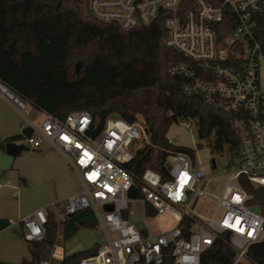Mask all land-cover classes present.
<instances>
[{"label": "built area", "instance_id": "built-area-1", "mask_svg": "<svg viewBox=\"0 0 264 264\" xmlns=\"http://www.w3.org/2000/svg\"><path fill=\"white\" fill-rule=\"evenodd\" d=\"M85 1L90 16L122 30L161 19L166 30L164 45L188 60L169 65L168 74L185 79V95L200 96L210 108L231 116L238 155L231 163L225 159L220 167L211 159V168L205 171L195 161L196 145L193 157L179 151L167 153L164 174L147 169L136 178L128 165L141 146H152L141 120L128 123L109 115L98 129L92 114L85 110L60 120L34 108L0 80V98L20 114L22 130H32L28 137L20 132L21 143L31 149L48 145L66 159L81 180L78 193L20 220L22 240L41 242L50 215L58 231L66 217L92 211L94 228L101 232L98 249L71 264H163L166 258L174 264H200L201 253L216 240L235 252L232 264L243 262L248 248L264 241L260 208L259 212L253 210L257 205L248 203L250 196L240 182L264 188V46L255 38L257 14L264 11V0ZM173 125L196 129L192 120L179 119ZM199 142L206 146L205 141ZM214 178L223 180L222 190L208 198L206 188ZM132 187L135 196L129 198ZM202 198L212 200L222 215H194ZM134 204L141 206L144 228L130 220L135 215ZM105 206H111L112 211H106ZM162 214L170 215L175 227L151 233L145 218ZM184 219L190 221L187 232ZM38 264L52 261L47 258Z\"/></svg>", "mask_w": 264, "mask_h": 264}, {"label": "trees", "instance_id": "trees-1", "mask_svg": "<svg viewBox=\"0 0 264 264\" xmlns=\"http://www.w3.org/2000/svg\"><path fill=\"white\" fill-rule=\"evenodd\" d=\"M44 1L0 0V80L14 94L60 120L75 111H88L98 129L109 115L128 123L141 120L152 146H141L128 165L136 178L147 169L164 174L169 152L194 156L193 149L167 142L169 128L179 119L194 121L196 137L205 141L211 155H226L229 163L237 158L231 116L210 108L200 96L185 95V79L168 74L169 65L188 60L164 45L166 30L161 19L122 30L90 16L85 0H56V7ZM255 38L264 46V11L257 14ZM77 62L81 68L76 74ZM20 138L0 140V150ZM240 182L250 196L248 203L259 206L264 218V188ZM182 223L187 232L190 221ZM79 227L94 225L83 222ZM56 234V222L50 215L45 238L26 242L31 260L20 264L47 259ZM98 246L66 256L59 264L93 255ZM234 258L235 252L216 240L201 253L200 264H232ZM245 260L264 264V241L251 245ZM163 264L174 263L166 258Z\"/></svg>", "mask_w": 264, "mask_h": 264}, {"label": "crops", "instance_id": "crops-1", "mask_svg": "<svg viewBox=\"0 0 264 264\" xmlns=\"http://www.w3.org/2000/svg\"><path fill=\"white\" fill-rule=\"evenodd\" d=\"M21 131L20 114L0 98V140L18 136ZM21 140L20 138L15 142L21 143ZM32 151L37 153V158L31 163L21 156L23 152L18 156H9L5 149L0 150V264H20L22 260H31L27 244L22 240L23 226L20 220L23 217L76 194L81 189L79 173L59 152L46 144ZM83 222L95 224L89 220ZM67 223L65 219L57 231L48 256L51 261L56 257V244L61 232L64 239L75 234L71 241L60 249L61 259L89 250L100 242L93 235L84 232L86 229L95 228L76 227L73 232L65 233Z\"/></svg>", "mask_w": 264, "mask_h": 264}, {"label": "rangeland", "instance_id": "rangeland-1", "mask_svg": "<svg viewBox=\"0 0 264 264\" xmlns=\"http://www.w3.org/2000/svg\"><path fill=\"white\" fill-rule=\"evenodd\" d=\"M76 64L75 63L74 67ZM81 66V64H80ZM81 68V67H80ZM261 88L264 90V73L261 74ZM31 116H34L33 110L31 111ZM167 138H171L173 143L180 146H185L191 149H196V145L199 143L202 145V147L197 150L195 155V161L197 164H201L202 167L205 169V171L210 170L211 168V159H214L215 164L220 167L225 165V159H227V156L218 157L213 156L210 154L209 149L204 145L203 142H199V140L196 137L195 130L187 129L185 126L182 125H172L168 132H167ZM27 155V156H26ZM21 156L26 157V159L29 162H34L37 158V153L33 152L31 148H28V151H25L21 154ZM20 157V156H19ZM222 183L223 180L220 178H214L209 181V184L206 188L207 197L210 198L212 195H219L220 191L222 190ZM58 209L60 210L59 206ZM132 209L135 211V215L130 218L131 222L134 223L138 228H144L143 223V217L141 215V206L139 204H134L132 206ZM194 215L200 217V218H209L215 213V217L219 218L223 211L221 209H216V205L212 200L210 199H199L193 209ZM67 219V226H66V232H73L76 227L78 228L79 223L89 220L92 222H95V217L92 211L87 212H80L75 215H72L70 217H66ZM145 221L149 227V230L151 233H159V232H166L173 227H175L176 222L174 219L168 215V214H162L155 217H146ZM79 231H83L82 229H79ZM85 233L93 235L94 238L99 240V236H101V232L95 229H86L84 230ZM75 235V234H74ZM73 235V236H74ZM73 236H68L64 239L63 233H60V239L56 244V257L53 258L52 264H59L62 260L60 258L62 246L67 244L71 241ZM113 237L115 235H112ZM244 264H252L246 260H243Z\"/></svg>", "mask_w": 264, "mask_h": 264}, {"label": "water", "instance_id": "water-1", "mask_svg": "<svg viewBox=\"0 0 264 264\" xmlns=\"http://www.w3.org/2000/svg\"><path fill=\"white\" fill-rule=\"evenodd\" d=\"M44 4L56 7L58 2L56 0H45L43 2ZM80 70V64H76L75 65V73L77 74ZM32 130L30 127H26L22 130L21 134L24 137H28L31 134ZM28 151V147L22 143H16V142H8L5 144V152L7 155L9 156H18L20 155L22 152ZM135 196V189L134 187H132L129 191H128V197L129 198H133ZM104 209L106 211H112V207L111 206H105ZM253 210L255 212H259V207L258 206H254Z\"/></svg>", "mask_w": 264, "mask_h": 264}, {"label": "snow or ice", "instance_id": "snow-or-ice-1", "mask_svg": "<svg viewBox=\"0 0 264 264\" xmlns=\"http://www.w3.org/2000/svg\"><path fill=\"white\" fill-rule=\"evenodd\" d=\"M242 231V230H241Z\"/></svg>", "mask_w": 264, "mask_h": 264}]
</instances>
